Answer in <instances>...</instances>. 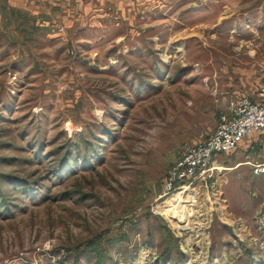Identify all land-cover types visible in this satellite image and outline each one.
I'll list each match as a JSON object with an SVG mask.
<instances>
[{
    "label": "rangeland",
    "instance_id": "rangeland-1",
    "mask_svg": "<svg viewBox=\"0 0 264 264\" xmlns=\"http://www.w3.org/2000/svg\"><path fill=\"white\" fill-rule=\"evenodd\" d=\"M25 1L0 0V264H264L261 140L164 188L259 88L264 0Z\"/></svg>",
    "mask_w": 264,
    "mask_h": 264
},
{
    "label": "built area",
    "instance_id": "built-area-1",
    "mask_svg": "<svg viewBox=\"0 0 264 264\" xmlns=\"http://www.w3.org/2000/svg\"><path fill=\"white\" fill-rule=\"evenodd\" d=\"M259 140L264 147V75L255 99L249 95L233 98L213 133L204 141L183 148L168 174L165 191L170 193L208 183L215 173L225 168L215 160L216 156L231 155L243 145L252 147ZM253 166L256 174L264 173V163Z\"/></svg>",
    "mask_w": 264,
    "mask_h": 264
},
{
    "label": "crops",
    "instance_id": "crops-1",
    "mask_svg": "<svg viewBox=\"0 0 264 264\" xmlns=\"http://www.w3.org/2000/svg\"><path fill=\"white\" fill-rule=\"evenodd\" d=\"M2 3H1V9H6L8 10L9 9V6L13 9H17V10H21L23 12H26V11H29L30 8L32 10V6L30 7L28 5V3H26L25 0H1ZM5 1V3H4ZM35 1V0H34ZM37 1H40V0H37ZM62 11V10H61ZM3 14H4V18H3ZM65 15V14H63ZM65 19V18H64ZM63 20V19H62ZM0 24H4V25H8L9 24V19H8V13L5 14V11L4 12H1V15H0ZM64 22V21H63ZM258 90V89H257ZM256 93L257 91L253 94V95H249L252 99H255L256 97ZM241 96V95H240Z\"/></svg>",
    "mask_w": 264,
    "mask_h": 264
},
{
    "label": "bare ground",
    "instance_id": "bare-ground-1",
    "mask_svg": "<svg viewBox=\"0 0 264 264\" xmlns=\"http://www.w3.org/2000/svg\"><path fill=\"white\" fill-rule=\"evenodd\" d=\"M185 189V188H184ZM184 189H182V191H184ZM181 191H178V192H175V196H173L171 199H169V206L168 207H173L176 203H177V199L182 197V195L180 194ZM186 196H187V199L191 198L192 197V192H186Z\"/></svg>",
    "mask_w": 264,
    "mask_h": 264
},
{
    "label": "trees",
    "instance_id": "trees-1",
    "mask_svg": "<svg viewBox=\"0 0 264 264\" xmlns=\"http://www.w3.org/2000/svg\"><path fill=\"white\" fill-rule=\"evenodd\" d=\"M12 10H14L13 8H11ZM16 10V9H15ZM4 12V11H3Z\"/></svg>",
    "mask_w": 264,
    "mask_h": 264
}]
</instances>
